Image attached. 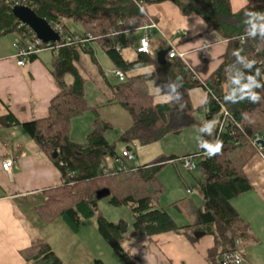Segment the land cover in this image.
<instances>
[{
	"label": "trees",
	"instance_id": "trees-1",
	"mask_svg": "<svg viewBox=\"0 0 264 264\" xmlns=\"http://www.w3.org/2000/svg\"><path fill=\"white\" fill-rule=\"evenodd\" d=\"M162 1L173 2L182 15L201 17L206 31L226 42L211 71L205 59L192 66L167 53L151 56L137 52L141 35L133 46L134 56L124 57L131 42L129 33L142 32L151 18L146 5ZM18 3L31 7L53 27L59 25L63 34L92 36L88 43L73 41L41 50L50 52L48 70L56 85L46 116L20 122L11 112L0 115V129L19 126L60 172L61 183L42 190L38 216L47 222L62 218L73 230L81 219L94 218L98 233L127 263H133L134 257L122 246L124 242L165 232L182 234L191 243L203 234L211 236L213 243L206 253L209 264H231L222 256L225 252L238 250L243 256L251 235L232 200L252 188L244 166L257 153L255 137L264 139V0H246L237 10L232 9L230 0H0V36H15L16 61L14 44L21 45L33 33L11 13ZM96 48L105 53L111 69L123 72L122 80L108 74L111 69L101 65ZM41 51L28 54L25 61ZM202 53L207 58L206 51ZM89 80L102 90L105 102H88L85 85ZM196 88L205 94L199 106L191 99ZM111 105L124 109L130 123L108 140L106 133L114 125L102 118L100 109ZM87 111L93 114L92 128L77 142L71 138L72 121ZM196 111L203 112L205 121L196 152L159 155L147 163L125 164L121 170L117 168L123 161L111 162L119 158L117 142L125 143L124 148L135 154L132 145L136 143L150 145L168 133H180L196 124ZM214 118L217 126L212 131ZM217 145L220 150L212 151ZM187 156L194 158L196 171L187 193L195 191L200 202L196 204L188 194L174 201L178 213L189 218L186 224H178L159 205L165 186L157 172L168 161L182 162ZM102 189L108 190L113 206L130 210L131 224L124 218L110 221L103 215L97 197ZM19 252L24 264H61L43 239H33ZM95 263L103 264L99 259Z\"/></svg>",
	"mask_w": 264,
	"mask_h": 264
},
{
	"label": "crops",
	"instance_id": "crops-1",
	"mask_svg": "<svg viewBox=\"0 0 264 264\" xmlns=\"http://www.w3.org/2000/svg\"><path fill=\"white\" fill-rule=\"evenodd\" d=\"M230 4L237 10L246 0H230ZM145 10L157 23L154 54H165L173 45L185 53L192 66L205 59L211 71L218 64L226 42L207 32L201 17L182 15L171 1L147 4ZM71 26L78 28L77 24ZM141 33L137 30L134 47ZM14 39V35L0 36V115L11 112L20 122L44 117L49 100L56 93L48 70L50 53L41 51L26 59L24 65H17ZM204 50L207 58L203 56ZM204 98L203 93L201 103ZM9 155L14 156L15 163L7 173L1 169V161ZM244 171L252 188L232 200L251 235L243 250L244 264H264V161L258 153L244 166ZM61 181L52 161L38 151L19 126L0 129V264H24L19 251L36 238L51 246L61 264H96V259L103 264H209L206 253L213 243L209 235H201L195 243L175 232L126 241L122 246L134 257L133 263H127L98 233L93 218L81 219L77 230L62 218L52 222L42 220L36 211L44 199L42 190Z\"/></svg>",
	"mask_w": 264,
	"mask_h": 264
},
{
	"label": "rangeland",
	"instance_id": "rangeland-1",
	"mask_svg": "<svg viewBox=\"0 0 264 264\" xmlns=\"http://www.w3.org/2000/svg\"><path fill=\"white\" fill-rule=\"evenodd\" d=\"M136 32L137 30H133L129 33L131 42H129L127 48L124 50L125 58H132L134 56L135 51L133 49V39L136 38ZM45 51L47 53H50L49 50ZM96 56L104 68L111 69V63L100 48H96ZM83 59L85 64L87 66H90V62L87 57L84 56ZM85 90L86 97L89 103H96V101L105 102V96L102 94V90L99 88V86H96L92 82V80H89V82L86 83ZM154 90L158 91V88L155 87ZM202 92L203 91L198 88L191 91V99L194 106H199L201 104L203 96ZM162 98H164V96L161 97V99ZM157 99L160 98L157 97ZM100 114L103 119L111 121L112 125H114L113 129L106 133V137L108 140H113L130 123L128 113L124 109L116 105L103 106L100 109ZM196 117L198 122L183 129L180 133H168L160 140L150 145H140L137 143L132 145V148L135 151V159L133 160L132 164L147 163L155 159L159 155L174 154L176 156H183L187 153L191 154L193 152H196L201 140V127L202 124H205L203 112L196 111ZM92 119L93 114L90 111H87L81 116L75 118L72 121L71 138H73V140L77 142H82L84 140L85 134L92 128ZM216 126L217 119L214 118L210 126L211 130L214 131ZM124 147L125 143L117 142L116 150L118 152H120ZM249 172L250 171L247 170L248 174ZM194 174H196L195 170L189 171L185 169L182 162L178 159L168 161L157 172L158 179L165 186V190L159 199V205L166 208L169 213L171 212V214H174L177 218L176 220L178 224H185L181 222H186L189 220V218L178 213L177 209L174 208L172 203L184 196H187V194L192 196L195 202H200V196L195 191L190 194L187 193L188 183L192 180ZM98 204L99 208L103 212V215L108 220L116 221L119 218H125L129 222V224L132 223L133 217L127 207L113 206L110 202L109 197L107 196L100 198Z\"/></svg>",
	"mask_w": 264,
	"mask_h": 264
},
{
	"label": "built area",
	"instance_id": "built-area-1",
	"mask_svg": "<svg viewBox=\"0 0 264 264\" xmlns=\"http://www.w3.org/2000/svg\"><path fill=\"white\" fill-rule=\"evenodd\" d=\"M10 1H15V0H10ZM60 20L62 21L63 19H60ZM156 27H157V23L152 18H149L148 21L142 26L141 28L142 34L139 39V43L136 47L137 52L146 53L151 56L154 54L153 36H154V30ZM53 28L60 35L59 41L53 42L55 44L42 42L40 39L36 37L34 33H32L30 38L24 41L21 45L14 44V47L16 49V56L18 57L16 61L17 65H23L25 61V57L32 52H38V51H41L42 49L57 48L62 45H68L72 43L73 41H80L81 43H84V42L88 43V41L92 37L89 33H86L85 36L63 34L64 33L63 29L57 24L54 25ZM42 44H44V46ZM166 53L168 54L169 57H178L182 59L183 61H186L185 53L177 50L175 47H173V45H170L168 47ZM109 73L113 74L119 80H122L124 78L123 72L118 69H111V71H109L108 74ZM224 113H226V110L224 111ZM261 139H263V137L257 135L253 143L256 147L257 153L264 161V149H263V145L260 142ZM134 159H135L134 152L132 150L124 148L119 152V158L114 159L111 162L113 163L119 160L123 161V163L119 165L117 168V170H121L125 164H131ZM14 163H15V158L13 155L6 156L1 161V169L7 173H10ZM182 164L185 167V169L189 171H192L195 168V160L194 158L190 156L185 157L182 161ZM103 168L106 171L105 167ZM236 242L238 244V247L240 248L239 241H236ZM222 256L224 257L226 262H229L231 264H243L245 260L244 257L240 254V252H238V250L234 252H225L223 253Z\"/></svg>",
	"mask_w": 264,
	"mask_h": 264
},
{
	"label": "water",
	"instance_id": "water-1",
	"mask_svg": "<svg viewBox=\"0 0 264 264\" xmlns=\"http://www.w3.org/2000/svg\"><path fill=\"white\" fill-rule=\"evenodd\" d=\"M13 16L29 27L31 31L44 43H53L59 41L60 35L53 28V26L43 17H40L31 7L25 4H15L11 8ZM261 144L264 145V140H260ZM53 155L56 156L57 152L54 151ZM108 195V190L102 189L97 193L98 198H102Z\"/></svg>",
	"mask_w": 264,
	"mask_h": 264
},
{
	"label": "clouds",
	"instance_id": "clouds-1",
	"mask_svg": "<svg viewBox=\"0 0 264 264\" xmlns=\"http://www.w3.org/2000/svg\"><path fill=\"white\" fill-rule=\"evenodd\" d=\"M211 150L214 151V152H218L220 150V146L217 145L215 148H213ZM5 167H7V166H5Z\"/></svg>",
	"mask_w": 264,
	"mask_h": 264
},
{
	"label": "bare ground",
	"instance_id": "bare-ground-1",
	"mask_svg": "<svg viewBox=\"0 0 264 264\" xmlns=\"http://www.w3.org/2000/svg\"><path fill=\"white\" fill-rule=\"evenodd\" d=\"M245 261V260H244Z\"/></svg>",
	"mask_w": 264,
	"mask_h": 264
}]
</instances>
